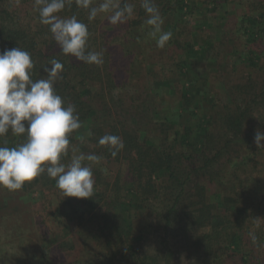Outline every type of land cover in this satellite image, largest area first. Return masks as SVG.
<instances>
[{
  "label": "trees",
  "instance_id": "obj_1",
  "mask_svg": "<svg viewBox=\"0 0 264 264\" xmlns=\"http://www.w3.org/2000/svg\"><path fill=\"white\" fill-rule=\"evenodd\" d=\"M234 1L155 0L164 18L163 31L173 33L163 49L148 35L151 26L145 23L148 17L141 0H126L134 4L135 15L114 39H109L113 27L105 14L89 21L88 10L75 3L66 6L59 15H75L85 23L90 33L88 50L103 53L104 62L97 66L59 50L49 26L40 22L34 0H20L19 4L0 0V52L14 47L29 52L35 63L33 79L46 77L42 67L50 60L63 63V78L55 88L65 105L76 107L82 122L70 137L71 146L76 154L101 157L92 165L95 184L91 198L63 197L56 180L47 174L22 188L37 189L42 200L47 197L49 215L59 227L55 246L73 257L64 264H77L85 254L105 251L111 252L110 259L121 253L120 259L127 257L133 264H173L175 255L185 253L186 264H264V223L255 229L259 246L249 238L255 220L264 219V188L258 180L264 174V147L254 142L257 131L264 134V0H239L238 5ZM101 2L94 0L93 6ZM206 4L212 9L219 4L223 7L218 16L221 27L231 22L229 15L235 14V7L242 11L235 20L241 23L244 41L235 38L241 43L233 44L226 53L239 51L243 63L253 71L238 82L227 77L225 100L212 98L199 124L191 118L196 116L190 105L192 84L182 81L176 116L158 121L164 112L155 103L156 91L171 83V75L187 76L189 68L207 55V49H194L188 38L181 37L184 31L175 21V12L199 11ZM156 50L160 51L157 59L166 56L159 59L169 71L166 76L156 75L154 66L147 69L146 60V69H142L141 56ZM221 53V59L208 65L224 64L225 54ZM118 56L122 68L115 64ZM140 78L147 80L145 98H137L130 90L138 92L135 81ZM105 134L123 140L124 148L115 157L108 147L98 144ZM24 142L25 136H14L11 131L0 137L2 146ZM72 154L70 151L62 162L69 163ZM137 206L142 211L132 213ZM144 210L158 219L156 226L162 225L165 237L142 251L139 243L148 233L140 219Z\"/></svg>",
  "mask_w": 264,
  "mask_h": 264
},
{
  "label": "clouds",
  "instance_id": "obj_2",
  "mask_svg": "<svg viewBox=\"0 0 264 264\" xmlns=\"http://www.w3.org/2000/svg\"><path fill=\"white\" fill-rule=\"evenodd\" d=\"M16 2L19 4L20 0ZM73 3L88 10L89 21L103 13L113 26L134 18L135 6L126 0H102L98 6H93L94 0H34V10L38 11L40 22L49 26L59 50L77 61L100 66L104 62L103 53L88 50V26L75 15L67 18L59 15ZM140 6L148 17L145 23L151 26L148 35L158 48H165L173 33L163 31L164 18L155 0H141ZM34 68L31 54L19 47L0 52V137H6L9 131L14 136H25V142L14 147L0 145V187L21 190L26 182L47 174L56 180L63 197L91 198L95 184L92 165L98 164L101 157L93 153L76 154L77 149L71 146L70 137L82 127V122L76 107L65 105L55 88L56 82L63 78L64 65L55 58L50 60L42 67L46 77L40 79H33ZM262 140L264 134L257 131L254 137L257 147H264ZM98 144L108 147L113 157L124 148L121 137L112 134L100 137ZM70 151L73 153L70 162L65 164L62 161ZM262 223L264 219H256L254 229L249 232L251 242L257 246L255 229Z\"/></svg>",
  "mask_w": 264,
  "mask_h": 264
},
{
  "label": "rangeland",
  "instance_id": "obj_3",
  "mask_svg": "<svg viewBox=\"0 0 264 264\" xmlns=\"http://www.w3.org/2000/svg\"><path fill=\"white\" fill-rule=\"evenodd\" d=\"M237 1L239 0L234 1L236 5H238ZM222 8L220 4L215 9L206 4L202 5V9L199 11L175 12V21L184 31L181 37L188 38L194 49L200 47L207 49V55L199 61L197 66L189 68L187 76L180 79L179 75H171V83L156 91L159 95L155 103H157V108L164 112L158 117V121L164 120L165 116H176V110L180 105V84L182 81H186L187 86L192 84L190 105L194 107L196 116L192 115L191 118L193 123L199 124L203 112L210 105L212 98L225 100L224 85L226 86V78L229 77V79L238 82L251 72L252 68L243 63L239 51L226 53L230 47L241 43H236L235 38L244 41L240 29L241 23L240 21L236 23L235 20V15H241L242 11L240 12L238 6L235 7V14L229 15L231 22H227L225 26L221 27L218 16L222 14ZM224 21L225 19L221 20V22ZM112 27L113 30L109 33V39H114L113 37L120 35L123 26L112 25ZM112 44H115V42ZM237 49L239 50L238 47ZM219 51L225 54V58L221 61L224 64H219V66L216 64L215 67L209 66L208 64L216 62L217 59L224 56ZM159 52L158 50L154 52L147 51L143 54L141 56L144 61L142 62V69L144 71L146 69L144 68L146 60L148 62H146L147 69L154 66L153 71L156 75L166 76L169 71L166 69V65L159 60L160 58H166V56L163 55L164 57L157 59L156 54ZM114 54L118 55L120 53L114 51ZM117 59L118 61L115 64L122 68L124 63H121V56H118ZM112 65L114 66V64ZM135 82L139 85V93L130 89ZM135 82L127 86V89L135 93L137 98L139 96L142 98L147 97L148 93L146 90L144 92L147 80L140 78ZM251 126L247 128L251 129ZM197 131L198 129H196V133ZM196 133L192 134V138L195 137ZM258 180L263 189L264 174ZM44 200L41 199V194L37 189L8 191L0 187V264H64L69 260L72 261L73 257L70 254L57 249L55 246L59 240V234L57 238L55 237L59 227L57 222L49 215L50 208ZM137 207L131 212L142 211L140 206ZM140 219L148 230L145 239L139 243V248L144 251L150 246L153 248L154 245L159 244L161 239L165 237V230L162 225L156 226L158 219H155L148 211L144 210V214L140 216ZM148 224H151V227ZM79 250L81 252L80 248ZM110 254L109 251L99 255L85 254L81 257V261H77V264H125L126 261L128 264H133L132 261L127 260V257L124 260L120 259L121 253L117 254L114 259H110ZM185 255L187 254L175 255L173 264H186Z\"/></svg>",
  "mask_w": 264,
  "mask_h": 264
}]
</instances>
